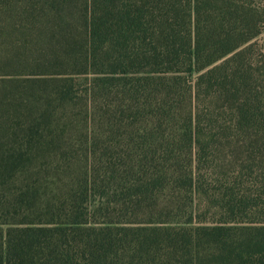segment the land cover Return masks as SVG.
<instances>
[{
	"label": "trees",
	"instance_id": "trees-1",
	"mask_svg": "<svg viewBox=\"0 0 264 264\" xmlns=\"http://www.w3.org/2000/svg\"><path fill=\"white\" fill-rule=\"evenodd\" d=\"M264 0H0V264H264Z\"/></svg>",
	"mask_w": 264,
	"mask_h": 264
},
{
	"label": "rangeland",
	"instance_id": "rangeland-1",
	"mask_svg": "<svg viewBox=\"0 0 264 264\" xmlns=\"http://www.w3.org/2000/svg\"><path fill=\"white\" fill-rule=\"evenodd\" d=\"M260 40H261L262 43H264V34L262 35Z\"/></svg>",
	"mask_w": 264,
	"mask_h": 264
}]
</instances>
